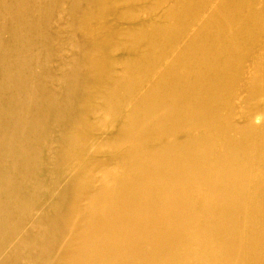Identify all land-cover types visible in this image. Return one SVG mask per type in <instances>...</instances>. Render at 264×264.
I'll return each mask as SVG.
<instances>
[{
	"label": "bare ground",
	"instance_id": "6f19581e",
	"mask_svg": "<svg viewBox=\"0 0 264 264\" xmlns=\"http://www.w3.org/2000/svg\"><path fill=\"white\" fill-rule=\"evenodd\" d=\"M0 264H264V0H0Z\"/></svg>",
	"mask_w": 264,
	"mask_h": 264
},
{
	"label": "rangeland",
	"instance_id": "374dc122",
	"mask_svg": "<svg viewBox=\"0 0 264 264\" xmlns=\"http://www.w3.org/2000/svg\"><path fill=\"white\" fill-rule=\"evenodd\" d=\"M113 55H114V57H120V54H117V53H116V54H113ZM259 119H260V123H261V122H262V118L260 117ZM259 119H258V121H259ZM258 121L255 120V124H256V125L260 124ZM238 122H239V121H238ZM257 122H258V123H257ZM239 123H240V122H239Z\"/></svg>",
	"mask_w": 264,
	"mask_h": 264
}]
</instances>
